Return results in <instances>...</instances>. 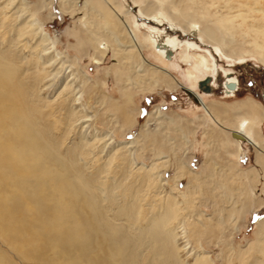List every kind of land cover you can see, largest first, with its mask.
<instances>
[{
    "label": "rangeland",
    "instance_id": "1",
    "mask_svg": "<svg viewBox=\"0 0 264 264\" xmlns=\"http://www.w3.org/2000/svg\"><path fill=\"white\" fill-rule=\"evenodd\" d=\"M22 1L36 12L31 19L42 28L39 33L47 36L48 49L40 53L41 48L35 47L39 40L29 34L11 43L3 42L2 47L20 55L23 62L30 61L24 66L27 75L38 68L33 63L35 56L41 61L57 56L50 66H44L48 73L36 88L42 111H51L49 120L62 121L60 129L53 132L60 141V151L89 144L85 146V156L78 158L87 174L112 157L114 171H120L116 175L102 174L101 180L117 179L125 185L141 183L138 205L142 217H147L148 211L150 215L155 204L175 198L183 207L175 226V241L179 247L177 257L184 264H191L194 253L204 254L212 264H264L260 250L264 248L260 242L264 235V0H111L127 29L109 38L98 35L101 45H105L103 54L90 47L79 52L75 38L69 34L80 27L85 36V28L99 24V13L83 7L87 0H14L8 9V0H0V19L2 12L7 14L5 30L20 29L24 19L31 20L29 12H18L23 8ZM42 5L45 6L35 10ZM160 7L164 22L151 25L146 17ZM199 11L209 14L201 17ZM238 14L244 17L243 22ZM222 16L241 24L220 29L218 45L183 33L189 22H198L202 29L208 24L216 26V18ZM168 23L174 24L175 30L171 31ZM151 26L157 35L190 41L191 52L206 54L213 65L210 94L203 93L198 85L192 87L185 75L187 69H192L193 60L181 62L180 49L165 57L169 65L157 58L146 36ZM134 53L140 54L141 62L135 60ZM116 67L124 68L119 81L113 73ZM158 69L171 73L176 82L160 78L163 83H156L155 77L161 76ZM227 74L235 78L238 86L232 95L225 94ZM123 91L133 96L127 106L131 123L126 125L121 110ZM248 101L260 104L263 114L244 139L243 148L238 149L228 133L246 116L243 109L218 115L209 110H225L234 103ZM69 108L73 115L65 125ZM153 165L157 167L153 170L157 178L147 187L141 178ZM194 228L205 230L198 244L189 236ZM31 250L27 248L26 252ZM23 252L14 249L0 234V256L8 264H61L50 251L43 258L27 257Z\"/></svg>",
    "mask_w": 264,
    "mask_h": 264
},
{
    "label": "bare ground",
    "instance_id": "2",
    "mask_svg": "<svg viewBox=\"0 0 264 264\" xmlns=\"http://www.w3.org/2000/svg\"><path fill=\"white\" fill-rule=\"evenodd\" d=\"M13 3L14 0H8L5 8L8 9ZM44 6H38L35 10ZM83 7L93 13H99L101 19L99 24H91L85 28V36L82 35L83 29L80 27H75L69 34L75 38V47L79 52L83 47L84 50L90 47L103 54L105 45H101L102 40L98 35L109 38L111 34L126 33L127 27L123 24L125 19L111 0H87ZM21 8L18 12L22 15L29 12L30 19L36 13L30 11L24 1L21 3ZM203 12L201 17L209 14ZM262 13L264 17V11ZM1 14L3 17L0 19V29L4 30H0V38H2L0 42V234L14 249L21 252L25 250L23 253L27 257L43 258L50 251L48 253L53 255L52 258L61 264L67 262L184 264L182 259L177 257L179 247L175 241L177 236L175 226L179 223L177 220L183 207L178 206L175 198L164 199L162 203L155 204L150 215L148 211L147 217H142L141 205H138L141 197L140 182H138L140 185L133 184V186L125 185L121 181L117 182V179L101 180L102 174L111 172L116 175L120 171H114V165H111L114 160L112 157L105 164L94 166L93 171L87 174L79 164L78 158L85 156L88 150L85 146L89 144L80 143L70 150L60 151V141L53 136V132L54 129H60L62 121L59 118L55 121L49 120L51 111L48 110V113L42 111L43 105L38 102L40 99L36 88L37 83L41 82L48 73L44 66L46 64L50 66L52 61H56L57 56H51L46 61H41L38 55L35 56L33 63L38 64V68L27 75L25 65L30 61L23 62L20 55L7 47H2L3 42L11 43L17 37L29 34L31 38L37 37L39 43L35 47L39 46L42 53L48 49L49 44H45L48 38L39 33L42 32V28L34 19L27 21L24 19L20 29L5 30L8 28L4 21L7 14L6 12ZM241 15L237 16H240L243 22L244 17ZM163 16L164 12L160 7L156 13L149 14L146 21L151 25H158L157 23L164 22ZM17 18L19 17L17 16L14 21ZM197 23L189 22L183 33L192 38H200L203 42L214 46L220 43V29L235 28L241 24L236 25L231 17L226 19L223 16L216 18V26L208 24L200 29ZM168 24L171 31L175 30L174 24ZM12 30L13 35L10 36ZM146 36L148 44L164 65L170 63L164 61L165 57L178 49H180L181 62L193 60L192 69H187L185 76L191 80L192 87L198 85L203 93L212 92L213 82L210 76L213 65L208 63L206 54L191 52L190 41L175 40L170 35H157L153 26L149 27ZM133 56L135 60L140 61L139 53H134ZM124 57L131 58L130 55ZM93 61L98 63L95 58ZM262 62L264 64V59ZM63 64L64 62L61 66ZM123 70L124 68L121 67L113 69L117 81L120 80ZM157 71L161 76H154L156 83L161 79L171 80V83L176 82L168 71L163 69ZM198 72L201 75L197 74ZM204 77L206 78L203 79ZM226 77L227 80L223 83L225 94L232 95L237 88V82L228 74ZM200 80L206 81L208 91H204L205 85L199 86ZM161 82L163 83V80ZM230 82L234 83L233 88L227 86ZM197 93L192 95L196 96ZM121 97L124 98L121 110L127 120L124 124H130L131 118L127 106L133 97L132 92L123 91ZM249 101L234 103L225 110L219 107L208 109L215 115L230 109H243L246 116L239 120L232 128V132L228 133L238 149L243 148L244 139L253 129L252 127L261 121L263 114L260 104ZM68 112L70 114L64 116L65 125L73 115L70 108ZM65 131L62 132L65 134ZM123 158L130 163L127 155ZM131 162L133 163L132 160ZM155 168L156 165H153L146 171L143 179L141 178L143 183H147V187L157 178L154 176L156 173L153 172ZM121 170L123 172V169ZM118 196L120 200H117ZM204 232L205 230L194 228L189 236L193 238L194 243H197ZM260 242L264 243V235ZM27 248L32 250L28 253ZM33 250L35 252H32ZM260 250L264 253V248ZM192 257L191 264H212L204 254L194 253ZM0 264H8V262L0 256Z\"/></svg>",
    "mask_w": 264,
    "mask_h": 264
},
{
    "label": "water",
    "instance_id": "3",
    "mask_svg": "<svg viewBox=\"0 0 264 264\" xmlns=\"http://www.w3.org/2000/svg\"><path fill=\"white\" fill-rule=\"evenodd\" d=\"M206 81H200L199 82V86H204L205 85V90L204 91H208V87L206 85ZM227 86L230 87V88H233L234 87V83L230 82V83H227Z\"/></svg>",
    "mask_w": 264,
    "mask_h": 264
},
{
    "label": "flooded vegetation",
    "instance_id": "4",
    "mask_svg": "<svg viewBox=\"0 0 264 264\" xmlns=\"http://www.w3.org/2000/svg\"><path fill=\"white\" fill-rule=\"evenodd\" d=\"M238 90V86H237V88H236V91Z\"/></svg>",
    "mask_w": 264,
    "mask_h": 264
}]
</instances>
